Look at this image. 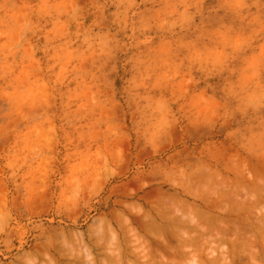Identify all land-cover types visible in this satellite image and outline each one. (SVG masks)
I'll use <instances>...</instances> for the list:
<instances>
[{"label":"rangeland","instance_id":"374dc122","mask_svg":"<svg viewBox=\"0 0 264 264\" xmlns=\"http://www.w3.org/2000/svg\"><path fill=\"white\" fill-rule=\"evenodd\" d=\"M144 7L140 5L141 9ZM206 7L196 6L193 0L183 17L177 19L174 15L160 26L134 32L131 27L113 22L114 4L105 6L101 18L89 7V0H74L67 12L38 22L32 17L26 24L24 55L17 56L12 70L26 82V95L31 102L21 113L17 127L27 139L35 137L38 143L27 159L18 160L10 148L14 136H5L0 140V171L8 178L4 191L12 214L27 229L24 239L28 244L35 242L37 234L46 235L60 256L64 255L62 259L66 257L64 260L73 261L72 264L86 252L91 255L82 256L81 263H76L95 264V260L96 264H145V259L137 260L141 256L138 252L153 249L151 252L157 255L152 254L147 264H160L161 256L167 255L160 247L167 241V234L171 246H176L175 254L179 250L172 264H251L253 259L264 257V177L259 175L264 168V155L242 159L239 152L229 147L230 138L240 129L243 114L237 108L238 100L230 95V74L220 49L208 44L203 53L196 50L195 59L187 55L192 51L194 30L217 27L203 15ZM25 11L20 9L16 15L22 18ZM98 45H103L107 53L101 55L103 68L99 73L96 67L101 60L93 51H99ZM3 83L6 82L0 85ZM10 93L11 87H7L0 96V111L6 112L12 105ZM141 109L154 111L156 122L151 129L130 135L127 128L139 120ZM98 129H107V133ZM162 145L169 149L163 162ZM16 185H20L19 190ZM257 188L262 190L256 192ZM25 195L30 211L17 215ZM147 213L152 214L154 223ZM158 213L161 217L168 215L167 220L162 221ZM141 214H145L144 223ZM26 218L32 220L31 226L26 224ZM195 218H199L198 222ZM146 220H151V226L146 225ZM170 220L176 223H169ZM155 221L165 228H160L159 235ZM191 224L197 228L192 230ZM139 225H146V232ZM236 225L243 227L241 231L230 229ZM226 226L231 234L221 236L219 228ZM248 228L253 229L248 232ZM168 229H172L170 236ZM195 229L198 230L194 233ZM147 230L154 233L148 234ZM123 232L127 233L126 240ZM208 232L213 233L212 238ZM189 234L200 241L195 242L198 246L189 242L190 246L185 240L180 243ZM16 235L15 230L9 233L7 228L0 233L3 264L14 258L16 247L12 246L21 243L19 238H13ZM116 235L122 239H115ZM234 237H238L236 241ZM118 241L120 246L115 243ZM184 251H188L187 255H179ZM240 254L247 258L239 260ZM104 257L113 258L106 261Z\"/></svg>","mask_w":264,"mask_h":264},{"label":"clouds","instance_id":"9594fccd","mask_svg":"<svg viewBox=\"0 0 264 264\" xmlns=\"http://www.w3.org/2000/svg\"><path fill=\"white\" fill-rule=\"evenodd\" d=\"M73 2L74 0H0V82H6L0 85V96L7 87H11L10 95L13 96L9 110L0 111V140L8 134L14 136L10 148L15 151L18 160L27 159L38 143L35 137L27 139L17 127L21 113L31 102L26 95V82L12 70L17 56L24 55L26 24L32 17L38 22L58 12H67ZM192 3L193 0H89V7L103 18L105 6L114 4L116 12L112 14L113 22H120L122 26L131 27L136 32L152 25L167 23L174 15L177 19L183 17ZM194 3L201 7L207 5L203 15L217 27L210 31L194 30L196 36L191 45L192 51L187 55L195 59L196 50L203 53L208 44L220 49L230 74V95L238 100L237 108L243 114L240 129L230 138L229 147L232 151L239 152L242 159H248L253 154L264 155V0H194ZM141 4L145 5L143 9L140 8ZM20 9H27L22 18L16 15ZM178 9L183 10L178 12ZM98 48L99 51H93L97 59L101 60V55L107 53L103 45H98ZM203 58L201 55V59ZM102 68L101 60L96 72H101ZM155 122L154 111L141 109L139 120L134 121L127 131L130 135L141 129L147 131ZM98 131L107 133V129ZM168 151L167 147L161 146L162 162ZM259 175L264 177V168L259 171ZM7 179L0 171V233L6 228L9 233L15 230L17 235L13 238L21 241L19 246H12L16 247V253L9 264H71L61 258L59 250L53 248L52 241L46 235L37 234L35 242L31 244L24 239L27 229L12 214L4 191ZM16 188L19 190L20 185H16ZM20 204L17 215H25L30 211L26 195ZM32 223L30 218H26L27 225L31 226ZM251 264H264V257L253 259Z\"/></svg>","mask_w":264,"mask_h":264},{"label":"bare ground","instance_id":"6f19581e","mask_svg":"<svg viewBox=\"0 0 264 264\" xmlns=\"http://www.w3.org/2000/svg\"><path fill=\"white\" fill-rule=\"evenodd\" d=\"M191 173H192V172H191ZM191 173H190V174H191ZM186 174H187V173H186ZM186 174H185L184 176H186ZM190 174H189V175H190ZM187 176H188V175H187ZM206 176H207V175H206ZM206 176H205V177H206ZM207 177H208V176H207ZM211 177H213V176H211ZM189 178H190V177H189ZM198 179H199V178H198ZM198 179H197V180H198ZM205 179H206V178H205ZM199 180H200V179H199ZM201 180H202V179H201ZM192 181H193V180H192ZM195 181H196V180H195ZM193 184H196V183L194 182ZM193 184H192V185H193ZM187 188H188V187H187ZM260 189H261V188H260ZM260 189L257 188L256 192H257V191H260ZM252 190H253V189H252ZM261 190H262V189H261ZM263 190H264V189H263ZM235 193H238V192L236 191ZM246 193H248V192H246ZM195 194H196V193H195ZM258 194H259V193H258ZM192 195H194V193H193ZM204 195H205V194H204ZM250 195H251V194H250ZM196 196H197V195H196ZM199 196H200V195H199ZM197 197H198V196H197ZM233 197H234V196H233ZM246 197H247V196H246ZM252 197H253V196H252ZM203 198H204V197H203ZM227 198H228V196H227ZM208 199H210V198H208ZM228 199H229V198H228ZM177 200H178V199H177ZM257 200H258V199H257ZM203 201H204V200H203ZM203 201H202V202H203ZM205 201H206V200H205ZM179 202H180V200H179ZM184 203H185V202H184ZM257 203H258V202H257ZM211 204H212V203H211ZM215 204H216V203H215ZM215 204H214V205H215ZM236 204H237V203H236ZM242 204H243V203H242ZM174 205H175V204H174ZM205 205H207V204H205ZM209 205H210V203H209ZM243 205H245V204H243ZM243 205H242V206H243ZM254 205L256 206V203H255ZM178 206H179V205H178ZM181 206H182V205H181ZM156 207H157V206H156ZM158 207H159V206H158ZM165 207H166V206H165ZM182 207H183V206H182ZM186 207H187V206H186ZM216 207H217V204H216ZM232 207H233V206H232ZM244 207H245V206H244ZM252 207H254V206H252ZM176 208H178V207H176ZM193 208H194V207H193ZM212 208H213V207H212ZM220 208H221V207H220ZM242 208H243V207H241V210H240L241 212H242ZM250 208H251V207H250ZM154 209H155V208H154ZM156 209H157V208H156ZM156 209H155V210H156ZM188 209H190V207H189ZM188 209H186V210H188ZM213 209H214V208H213ZM232 209H233V208H231V210H232ZM152 210H153V209H152ZM155 210H154V211H155ZM158 210H160V209H158ZM176 210L178 211V209H176ZM182 210H183V208H182ZM190 210H191V209H190ZM192 210H193V209H192ZM195 210L197 211V209H195ZM231 210H230V211H231ZM236 210H237V209H236ZM246 210H247V209H246ZM163 211H165V210L162 209V212H163ZM166 211H167V210H166ZM193 211H194V210H193ZM237 211H238V210H237ZM240 211H239V212H240ZM148 212L151 213L149 210H148ZM157 212H158V211H157ZM203 212L206 213L205 211H203ZM203 212H202V213H203ZM227 212H228V211H227ZM231 212H232V211H231ZM243 212H244V211H243ZM245 212H246V211H245ZM143 213H144V212H143ZM155 213H156V211H155ZM160 213H161V212H160ZM166 213H167V212H166ZM193 213H194V212H193ZM196 213H197V212H196ZM198 213H199V212H198ZM232 213H233V212H232ZM232 213H230V215H231ZM158 214H159V213H158ZM189 214H191V212H189ZM200 214H201V212H200ZM208 214H209V213H208ZM238 214H239V213H238ZM248 214H249V213H248ZM248 214H247V216H249ZM111 215H112V214H111ZM141 215H142V214H141ZM141 215H140V216H141ZM144 215H145V214H144ZM144 215L141 216L142 220H141L140 218H139V220H137L138 218H135V219L137 220V222H140V220L143 222V218L145 219V216H144ZM147 215H148L149 217H148ZM159 215H160V214H159ZM191 215H192V214H191ZM194 215H195V213H194ZM194 215H193L192 217H194ZM197 215H198V214H197ZM230 215H228V216L230 217ZM233 215H234V214H233ZM242 215H243V214H242ZM132 216H133V215H132ZM146 216L148 217V219L153 218V217H151L152 214L149 215V214L147 213ZM161 216H162V214L160 215V217H161ZM165 216H166V215H163V217H161L162 219H161L160 217H159V218L163 221V220H165L166 218H168V217H167L168 215L166 216V218H165ZM176 216H177V214H176ZM195 216H196V215H195ZM202 216H206V215L202 214ZM231 216H232V215H231ZM237 216H238V215H237ZM244 216H245V214H244ZM262 216H263V215H262ZM262 216H261V217H262ZM147 217H146V218H147ZM150 217H151V218H150ZM157 217H158V216H157ZM182 217H183V222H184V216H182ZM190 217H191V216H190ZM197 217H199V216H197ZM218 217H219V216H218ZM220 217H221V216H220ZM222 217H223V216H222ZM232 217H233V216H232ZM261 217H260V218H261ZM113 218H116V217L114 216ZM154 218H155V216H154ZM170 218H171V217H170ZM170 218H169V219H170ZM172 218H173V217H172ZM174 218H176V217H174ZM177 218H178V217H177ZM203 218H204V217H203ZM203 218H201V219H203ZM206 218H208V216H207ZM213 218H214V217H213ZM215 218H216V217H215ZM223 218H224V217H223ZM223 218H222V219H223ZM225 218H226V217H225ZM225 218H224V219H225ZM230 218H231V217H230ZM236 218H237V221H238L239 218H238V217H234V219H236ZM249 218H250V217H249ZM135 219L133 218V221H134ZM169 219H168V220H169ZM191 219H192V218H191ZM197 219L199 220V218H197ZM197 219L195 218L196 222H198ZM210 219H211V218H210ZM217 219H218V218H217ZM224 219H223V220H220V223L223 222ZM232 219H233V218L230 219L231 222H232ZM261 219H264V218H261ZM104 220H105V219H104ZM127 220H128V218H127ZM131 220H132V218H131ZM151 220H152V219H151ZM151 220H148V221L146 220V223L148 222V223L146 224L147 226H149V224H150L149 221H151ZM166 220H167V219H166ZM173 220H174V219H173ZM177 220H178V219H177ZM180 220H181V219H180ZM193 220H194V219H193ZM218 220H219V219H218ZM243 220H244V219H243ZM245 220H246V219H245ZM247 220H248V219H247ZM117 221H118V220H117ZM117 221H116V222H117ZM129 221H130V220H129ZM152 221H153V220H152ZM175 221H176V220H175ZM178 221H179V220H178ZM186 221H187V220H186ZM186 221H185V222H186ZM188 221H190V220L188 219ZM203 221H204V220H203ZM209 221H210V220H209ZM211 221H212V220H211ZM225 221H226V220H225ZM227 221H228V225H229V218H227ZM227 221H226V222H227ZM237 221H236V222H237ZM110 222H111V221H110ZM135 222H136V221H135ZM135 222H134V223H135ZM142 222H141V223H142ZM144 222H145V221H144ZM144 222H143V223H144ZM164 222H166V221H164ZM171 222L174 223L173 221L170 220L169 223H171ZM194 222H195V221H194ZM234 222H235V220H234ZM236 222H235V223H236ZM240 222H241V221H240ZM126 223H127V222H126ZM152 223H154V221H153ZM156 223H157V224H156ZM160 223H162V222H160ZM169 223H167V224H169ZM175 223H176V222H175ZM175 223H174V224H175ZM178 223H179V222H178ZM190 223H192V222L190 221ZM213 223H214V222H213ZM213 223H211V225H212ZM217 223H218V222H217ZM224 223H225V222H224ZM235 223H234L233 225H235ZM238 223H239V222H238ZM238 223H237V225H238ZM252 223H253V222H252ZM131 224H132V223H131ZM131 224H129V225H131ZM136 224H137V226H138V223H136ZM155 224L157 225V226H155V227H156L155 230L158 232L157 234L159 235V233L162 232V229H163L164 225L162 226V224H160V225H161V227H160V226L158 225V221H157V222L155 221ZM180 224H182V223L180 222ZM188 224H189V223H188ZM195 224H196V223H195ZM218 224H219V223H218ZM226 224H227V223H226ZM241 224H242V223H241ZM250 224H251V223H250ZM255 224H256V223H255ZM146 225H144V226L142 225V227L139 225V226H140V230H141L142 228H144ZM172 225H173V224H172ZM172 225H171V228L173 227ZM177 225L179 226V224H176V226H177ZM182 225H184V224H182ZM185 225H186V223H185ZM185 225H184V226H185ZM196 225H197V224H196ZM214 225H215V223H214ZM231 225H232V224H231ZM237 225H236V226H237ZM243 225H244V224H243ZM248 225H249V224H248ZM257 225H258V224H257ZM257 225H256V226H257ZM263 225H264V224H263ZM132 226H133V225H132ZM147 226H146V227H147ZM150 226H151V224H150ZM153 226H154V225L152 224V230H154ZM174 226H175V225H174ZM186 226H187V225H186ZM188 226L190 227V225H188ZM215 226H216V225H215ZM215 226H214V227H215ZM224 226H225V225H224ZM236 226H234L233 228L230 227V229H233L234 232H238L237 229H238L239 227H238V226L236 227ZM146 227H145V228H146ZM165 227H166V224H165ZM179 227H182V226H179ZM179 227H178V228H179ZM189 227H188V228H189ZM191 227H192V230H193V228H195L196 226L193 227V225L191 224ZM206 227H208V225H207ZM217 227H218V226H217ZM251 227H252V226H251ZM122 228H123V227H122ZM124 228H125V227H124ZM131 228H132V227H131ZM136 228H137V227H136ZM145 228L142 229V230H145V232H146V229H145ZM147 228H148V227H147ZM160 228H162V229H160ZM196 228H197V227H196ZM203 228H204V227H203ZM241 228H243V227H241ZM241 228H239V230H240ZM257 228H258V227H257ZM262 228H263V227H261L260 229H262ZM179 229H180V228H179ZM181 229H183V228H181ZM186 229H187V228H186ZM198 229H199V227H198ZM198 229H197V230H198ZM206 229H207V228H206ZM248 229H249L248 232H250V230L253 229V228H248ZM254 229H255V228H254ZM127 230H129V228H128ZM131 230H132V229H131ZM155 230H154V231H155ZM164 230H165V228L163 229V231H164ZM168 230H169V229H168ZM170 230H172V229H170ZM170 230H169V236L171 235V232H172V231L170 232ZM197 230L195 229L193 232L195 233ZM215 230H216V228H215ZM219 230H220V231H219ZM219 230L217 229V231H219V234H220L221 236H223L224 234L228 233L229 228H228L227 226H226V228H225V227H220ZM246 230H247V228H246ZM122 231H124V230H122ZM149 231H150V227H149ZM149 231L147 230V233H148V234L151 233V232H149ZM176 231H177V229H176ZM181 231H182V230H181ZM187 231L189 232L188 229H187ZM187 231H185V233H187ZM217 231H216V232H217ZM231 231H232V230H231ZM240 231H241V230H240ZM128 232H129V231H128ZM136 232H137V231H136ZM152 232H153V231H152ZM167 232H168V231H167ZM179 232H180V231H179ZM212 232H213V231H212ZM242 232H243V231H242ZM252 232H256V230H255V231H252ZM92 233H93V232H92ZM123 233H124V232H123ZM134 233H135V232H134ZM137 233H139V232H137ZM137 233H135V234H137ZM141 233H142V232H141ZM147 233H146V236L148 235ZM153 233H154V232H153ZM153 233H151V235H152ZM208 233H210V232H208ZM244 233H245V232H244ZM261 233H262V232H261ZM78 234H79V233H78ZM132 234H133V233H132ZM132 234H131V235H132ZM135 234H134V235H135ZM161 234H163V233H161ZM172 234H173V233H172ZM177 234H178V233H177ZM190 234H191V233H190ZM190 234L187 235V238H186V236H185V237L183 236V239L181 238L182 240L180 241V243H183L184 240H185V242H186L187 244H188L189 242H191V243H194L195 246H198L197 244H198V242H200V241L197 242L195 236H194V237H190ZM199 234L201 235V232H200ZM211 234H213V233H210V237H211ZM228 234H229V233H228ZM230 234H231V233H230ZM230 234H229V235H230ZM239 234H240V233H239ZM251 234H252V233H251ZM251 234H250V235H251ZM253 234H254V233H253ZM87 235H88V234H87ZM112 235H113V233H112ZM121 235H122V234H121ZM123 235L125 236V235H127V233L125 232ZM128 235H129V234H128ZM139 235H140L139 237H141V234H140V233H139ZM143 235H144V234H143ZM151 235H149V236L151 237ZM174 235L176 236V234H174ZM182 235H183V234H182ZM184 235H186V234H184ZM192 235H193V234H192ZM205 235H206V234H205ZM242 235H243V234H242ZM91 236H92V235H91ZM103 236H104V235H103ZM117 236H118V235H116V237H114V238L117 239V240H119L120 237L118 236V237H119V238H118ZM124 236H123V237H124ZM137 236H138V234H137ZM161 236H165V235H161ZM175 236H174V237H175ZM178 236H179V235H178ZM224 236H225V235H224ZM231 236H232V235H231ZM255 236H256V234H255ZM255 236H254V237H255ZM258 236H259V235H258ZM263 236H264V235H263ZM50 237H51V236H50ZM68 237H69V236H68ZM75 237H76V236H75ZM126 237H127V236H125V239H124V238H123V239L126 240ZM143 237H144V236H143ZM156 237H157V236H156ZM166 237H167V234H166V236H165V240H167V241H165L164 239H162V242H163V241H165V242H164V243H161V246H160V247L162 248V251H163L164 253H167V255H166L165 257H164V256H161L162 258H160V261H161L160 264H172L174 258H175V260H176V258H177V257H176V256H177L176 254H178V252H179V250H178V252L175 254V250L173 251V248L176 249V248H175L176 246H175V245H174L175 247L171 246V244H172L171 239H169V237H168V239H166ZM197 237L199 238V236H197ZM210 237H209V238H210ZM235 237H236V236H235ZM235 237H234V239H235ZM243 237H244V236H243ZM254 237H252V238H254ZM90 238H91V237H90ZM104 238H105V237H104ZM136 238H138V237H135L134 240H137ZM147 238H148V237H147ZM157 238H158V237H157ZM163 238H164V237H163ZM170 238H173V236L170 237ZM211 238H212V237H211ZM225 238H226V237H225ZM237 238H238V237H237ZM237 238H236V239H237ZM57 239H58V238H57ZM59 239H60V238H59ZM72 239H73V237H72ZM120 239H122V238H120ZM139 239H140V238H139ZM144 239H146V238L144 237ZM152 239H153V238H152ZM152 239H151V240H152ZM201 239H202V238H201ZM223 239H224V237H223ZM236 239H235V241H236ZM243 239H245V238H243ZM258 239H259V238H258ZM258 239H257V240H258ZM262 239H263V238H262ZM66 240H67V238H66ZM77 240H78V238H77ZM85 240H86V239H85ZM105 240H106V239H105ZM112 240H114V239H112ZM117 240H116V241H117ZM147 240H149V238H148ZM169 240L171 241V244H170ZM174 240H176V239H174ZM199 240H200V239H199ZM203 240H204V239H203ZM226 240H227V239H226ZM53 241H54V240H53ZM58 241H59V240H58ZM81 241H82V240H81ZM131 241H132V240H131ZM142 241H143V240H142ZM144 241H145V240H144ZM144 241H143V242H144ZM155 241L157 242V240H155ZM159 241H160V240H159ZM182 241H183V242H182ZM222 241H224V240H222ZM235 241H234V242H235ZM251 241H252V242H251ZM251 241L249 240V243H250V242L253 243V240H251ZM254 241H255V240H254ZM260 241H261V240H260ZM260 241L258 240L257 242L259 243ZM59 242H60V241H59ZM67 242L69 243V241H67ZM97 242H98V241H97ZM102 242H103V241H102ZM134 242H136V241H134ZM195 242H197V244H196ZM202 242H203V241H202ZM205 242H206V241H205ZM215 242H218V241H215ZM220 242H221V241H220ZM225 242H226V241H225ZM244 242H246V241L244 240ZM257 242H255V244H256ZM57 243H58V242H57ZM84 243H85V242H84ZM115 243H117V244L120 246V242H119V241H118V242H115ZM124 243L126 244L125 241H124ZM144 243H145V242H144ZM152 243H154V242H152ZM174 243H175V242H174ZM180 243H176V244H180ZM191 243H189V245H190ZM226 243H227V242H226ZM228 243H230V242H228ZM251 243H250V244H251ZM258 243H257V245H258ZM93 244H94V243H93ZM129 244H130V243H129ZM142 244H143V243H142ZM142 244H141V246H142ZM149 244H150V243H149ZM149 244H148V246H149ZM157 244H158V242H157ZM200 244H201V243H200ZM202 244H204V246H206L205 243H202ZM206 244H207V243H206ZM208 244H210V242H208ZM208 244H207V245H208ZM232 244H233V243H232ZM242 244H243V242H242ZM253 244H254V243H253ZM259 244H261V243H259ZM60 245H61V244H60ZM60 245L58 244L57 246H60ZM85 245H86V244H85ZM94 245L97 246V243H95ZM138 245H139V243L137 244V246H138ZM152 245H153V244H152ZM159 245H160V244H159ZM237 245H238V244H237ZM237 245H236V246H237ZM71 246H72V245H71ZM71 246H70V247H71ZM87 246H88V245H87ZM99 246H100V244H99ZM146 246H147V245H146ZM155 246H156V245H155ZM178 246L180 247V246H182V245H178ZM183 246H185V245H183ZM183 246L180 247V248H185V247H183ZM190 246H191V245H190ZM201 246H202V245H201ZM204 246H203V248H204ZM236 246H235V247H236ZM240 246H241V245H240ZM255 246H256V245H255ZM261 246H262V245H261ZM53 247H54V246H53ZM92 247H93V246H91V248H92ZM102 247H103V246H102ZM115 247H116V246H115ZM128 247H130V246H128ZM133 247H134V245H133ZM138 247H139V246H138ZM143 247H144V246H143ZM143 247H142V248H143ZM150 247H151V244H150ZM152 247H153V246H152ZM157 247H158V246H157ZM227 247H228V246H227ZM242 247H243V245L241 246V248H242ZM244 247H245V246H244ZM246 247H247V246H246ZM58 248H60V247H58ZM73 248H74V247H73ZM88 248L90 249V247H88ZM88 248H87V249H88ZM94 248H95V247H94ZM100 248H101V247H100ZM100 248H99L98 250H100ZM118 248H120V247H118ZM118 248H117V249H118ZM124 248L126 249L125 246H124ZM130 248H132V247H130ZM139 248H140V247H139ZM154 248H155V247H154ZM177 248H178V247H177ZM180 248H179V249H180ZM194 248H195V247H194ZM212 248H213V247H212ZM253 248H254V247H253ZM262 248H263V246H262ZM71 249H72V248H71ZM85 249H86V248H85ZM87 249H86V250H87ZM137 249H138V248H137ZM147 249H148V247H147ZM155 249H156V248H155ZM155 249H154V250H155ZM204 249H205V248H204ZM232 249H233V248H232ZM239 249H240V248H239ZM245 249H246V248H245ZM254 249H255V248H254ZM259 249H260V248H259ZM65 250H66V249H65ZM67 250H68V248H67ZM81 250H83V249H81ZM92 250H93V249H92ZM92 250H91V251H92ZM98 250H96V251H98ZM120 250H122V248H121ZM149 250H150V251H149ZM149 250H148V252H145V251H142V249H141V250L138 252V253L141 254V256H140L141 258H140L139 255H138L139 258L136 257V258H138L137 260H139V259H145V260H146V263H145V264H147V261H149L150 257H152V254H153V256L157 255V252H156V254H154L153 252H151V251H153V249H149ZM157 250H158V249H157ZM176 250H177V249H176ZM193 250H194V249H193ZM228 250H229V251H228ZM228 250H227V251H228V254H230L231 249L229 248ZM248 250H249V249H248ZM261 250H262V249H261ZM61 251H62V250H61ZM77 251H78V250H77ZM93 251H94V250H93ZM102 251H103V250H102ZM128 251H129V249H128ZM136 251H137V250H136ZM146 251H147V250H146ZM155 251H156V250H155ZM160 251H161V250H160ZM180 251H183V250L180 249ZM198 251H201V250H198ZM216 251H217V249H216ZM238 251H239V250H238ZM240 251H242V250H240ZM59 252H60V251H59ZM82 252H83V251H82ZM121 252H122V251H121ZM123 252H124V250H123ZM184 252H185V251H184ZM184 252H182L181 254L179 253V255L182 256L183 254H186L188 251L185 252V253H184ZM190 252H191V251H189V253H190ZM195 252H196V251H195ZM201 252H202V251H201ZM203 252H204V251H203ZM225 252H226V251H225ZM235 252H236V251H235ZM257 252H258V251H257ZM99 253H100V251H99ZM133 253H134V252H133ZM246 253L248 254V252H246ZM252 253L254 254V252H252ZM59 254H60V253H59ZM65 254H66V253H65ZM81 254H83V253H81ZM96 254H98V253H96ZM96 254H95V255H96ZM114 254H115V253H114ZM117 254H118V253H117ZM136 254H137V253H135V255H136ZM160 254H161V253H160ZM195 254H196V253H195ZM202 254H203V253H202ZM237 254H239V253H237ZM244 254H245V253H244ZM258 254H259V252H258ZM62 255H63V254H62ZM62 255H61V258H62ZM67 255H69V254H67ZM89 255H91V254H90L89 252H86L85 256L81 255V257H82V256H83V257H88ZM99 255H100V254H99ZM99 255H98V257H99ZM103 255H104V254H103ZM103 255H101V257H102ZM120 255L122 256V254H120ZM126 255H127V254H126ZM132 255H133V254H132ZM132 255H131V256H132ZM162 255H163V254H162ZM174 255H176V256L174 257ZM186 255H187V254H186ZM186 255H184L185 257H183V258H186V259H187L188 257H187ZM197 255H199V252L197 253ZM197 255H196V256H197ZM231 255H232V254H231ZM233 255H236V253L233 254ZM241 255H243V254H240V255H239V257H238L239 260H240V259H243V258H244V259L247 258V256L241 258ZM254 255H255V258H257V257H256V252H255ZM259 255H260V254H259ZM63 256H64V255H63ZM73 256H74V255H73ZM75 256H77V255H75ZM243 256H244V255H243ZM260 256H261V255H260ZM79 257H80V256H79ZM81 257H80L79 259L76 257L78 260L75 259V261H76V262H79V260L82 259ZM114 257H115V256H114ZM122 257H123V256H122ZM124 257H125V256H124ZM133 257H134V255H133ZM159 257H160V255H159ZM190 257H191V256H190ZM198 257H201V256H198ZM230 257H231V256H230ZM234 257H237V256H234ZM250 257H251V259H253V258H252V254L250 255ZM253 257H254V256H253ZM74 258H75V257H74ZM91 258H92V257H90V259H91ZM94 258H96V256H95ZM104 258H105L106 261H107V260L112 259L113 257L110 258V259H109V258L107 259L106 257H104ZM116 258H117V257H116ZM153 258L155 259V257H153ZM179 258H181V257H179ZM54 259H55V257H54ZM64 259H66V257H64ZM72 259H73V258H72ZM72 259H70V260H72ZM87 259H88V258H87ZM158 259H159V258H158ZM188 259H189V258H188ZM257 259H258V258H257ZM73 260H74V259H73ZM84 260H85V259H84ZM102 260H103V259H102ZM122 260H124V258H122ZM130 260H131V259H130ZM132 260H133V259H132ZM135 260H136V259H135ZM179 260H180V259H179ZM179 260H178V261H179ZM67 261H68V260H67ZM80 261H81V260H80ZM90 261H91V260H90ZM114 261H116V260L114 259ZM117 261H118V260H117ZM126 261H127V260H126ZM152 261H153V260H152ZM180 261L183 262L182 259H181ZM204 261H205V260H203V262H204ZM71 262H73V261H71ZM76 262H74V264H78V263H76ZM85 262H86V261H85ZM91 262H92V261H91ZM91 262H90V263H91ZM94 262H95V264H96V261H95V260H94ZM108 262H109V261H108ZM111 262H112V261H111ZM135 262H138V263H139V261H134V264H136ZM141 262H142V261H141ZM143 262H145V261H143ZM79 263H81V262H79ZM99 263H100V262H99ZM99 263H98V264H99ZM103 263H104V262H103ZM156 263H157V262H156ZM156 263H155V264H156ZM158 263H159V261H158ZM183 263H184V262H183ZM200 263H201V262H200ZM204 263H205V262H204ZM213 263H214V262H213ZM230 263H231V262H230ZM232 263H234V262H232ZM71 264H72V263H71ZM87 264H89V261H87ZM105 264H106V263H105ZM115 264H116V263H115ZM120 264H121V262H120ZM123 264H124V263H123ZM142 264H143V263H142ZM178 264H179V263H178ZM209 264H210V263H209ZM214 264H215V263H214Z\"/></svg>","mask_w":264,"mask_h":264}]
</instances>
